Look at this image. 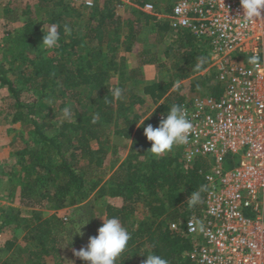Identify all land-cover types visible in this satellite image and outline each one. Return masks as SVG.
<instances>
[{
    "label": "trees",
    "instance_id": "1",
    "mask_svg": "<svg viewBox=\"0 0 264 264\" xmlns=\"http://www.w3.org/2000/svg\"><path fill=\"white\" fill-rule=\"evenodd\" d=\"M132 1L140 8L147 3ZM117 4L120 6V1L105 0L101 7L86 8L81 2L76 9L64 0H38L36 8L46 15L43 21L25 19L23 9H13L5 16L24 24L11 34L1 53L0 88L7 94L2 118L12 125H31L32 130L27 133L30 141L11 154L13 160L0 162V178L8 177L10 198L18 189L22 207L53 213L31 210L22 216L21 210L0 204V228L14 226L15 231L24 233L26 242L25 248H16L26 255L22 261L8 256L0 264H65L59 235L79 250L100 227L85 208L90 197L96 202L106 197L122 201L119 207L97 204L104 207L105 218H119L130 233L116 264H143L149 253L160 255L169 264H195L188 254L191 243L170 226L182 228L185 221L200 215L206 190L195 206L188 204V198L205 186L204 175L211 161L196 157L185 167L181 153L154 156L143 128L148 124L156 127V116H166L172 105L182 106L187 98L174 88L175 81L204 69L209 50L203 41L179 30L174 34L176 40L162 53L168 70L174 73L163 81L144 83L140 65L158 61L145 47L146 42H141L144 27L154 35L152 43L156 46L165 41L170 28L167 22L143 11H132L134 19L123 21L116 16ZM153 6L156 13L163 12ZM171 7L164 11L168 13ZM52 23L59 25L60 40L49 49L42 44L46 34L42 26ZM65 25L70 34H65ZM121 26L125 27L123 40L118 37ZM138 42L145 49L140 51L137 67H130L126 54L132 53ZM9 75L15 78L11 80ZM190 86L199 92L203 87L202 95H221L214 72L198 75ZM115 87L122 89L120 100L111 95ZM46 98L56 99L58 112L69 108L72 118L56 119L52 105L43 102ZM147 103L159 106L142 120L148 111L142 108ZM10 133L25 137L21 130ZM129 141L128 153L116 167L122 158L119 149ZM59 211L65 212L66 224ZM79 226L82 235L78 234ZM14 240L4 244L6 251L15 248ZM76 263L88 264L78 257Z\"/></svg>",
    "mask_w": 264,
    "mask_h": 264
},
{
    "label": "built area",
    "instance_id": "2",
    "mask_svg": "<svg viewBox=\"0 0 264 264\" xmlns=\"http://www.w3.org/2000/svg\"><path fill=\"white\" fill-rule=\"evenodd\" d=\"M141 9L156 13L150 3ZM242 15L239 0H174L170 13L173 28L204 42L221 89L182 104L193 129L181 160L211 161L200 215L170 226L191 243L195 264H264V14L247 28ZM253 55L259 66L248 62Z\"/></svg>",
    "mask_w": 264,
    "mask_h": 264
},
{
    "label": "rangeland",
    "instance_id": "3",
    "mask_svg": "<svg viewBox=\"0 0 264 264\" xmlns=\"http://www.w3.org/2000/svg\"><path fill=\"white\" fill-rule=\"evenodd\" d=\"M66 3L68 2L70 5H72L74 8L76 9H80L81 6V2L82 0H64ZM120 1V6H118V4L115 7L116 10V16L121 17L124 20L126 19H134V15L132 13V11H142V9L136 5L134 3V1L132 0H117ZM147 3H150L152 5H156L157 7H159L161 10H163V12H157V20H160L161 22H167L168 26L170 24V12H166L164 10H166L167 6H172L174 3V0H145ZM105 2V0H97L96 4L97 6L101 7L103 5V3ZM38 3V0H0V61H2L1 58V53L2 51L6 48V46L8 45V42L11 40V34H15L16 31H19L22 29L23 27V21H17V22H11L9 20H7V18L5 17L6 14H8V12H10L13 9H23L25 10L27 13L24 16L25 19L26 18H31V19H35L37 21H43L44 19H46V15H45V11L43 9L38 10L36 8V5ZM156 12V11H155ZM49 25L47 24H43L42 26V30L44 32H47ZM143 33V37L141 39V42L144 43L146 42V44H152L153 42V37L154 35L149 32V30L147 28L144 27ZM125 31V27L121 26L119 28V38H121V40H123V32ZM170 31L172 32V30L170 29ZM174 31V30H173ZM176 38L174 36V34L169 35L168 37H166L165 39V43L164 46L166 44H171L173 41H175ZM139 42V45L136 44L133 48L132 53L135 54V52L139 51L140 49V45H142V43ZM164 46H159L164 48ZM161 49V48H160ZM134 54H130L129 55V59H128V63L130 66H133L135 63L134 60ZM46 55V53H45ZM127 56V54H126ZM159 56L161 57V55L159 54ZM17 64V62H14L13 65L15 66ZM168 66L166 67V69H159L157 70L158 73V78L162 79V78H166L167 76H169L170 74L172 75L174 72L173 71H169L168 70ZM205 73V72H204ZM203 73V74H204ZM206 74V73H205ZM9 77L11 78V80H13L15 77L12 75H9ZM114 82V80H113ZM190 80H184L183 82H181L178 86L180 87V93L183 94L182 96L185 98H189L191 97L194 92L190 89ZM203 87L202 90L200 89V93L203 94ZM136 92H138V88L135 89ZM24 96H27V93L24 94ZM4 99H7V94L6 91L4 89L0 88V162H4L6 160H13L11 154H13L15 151L19 150L20 148H22L24 146V142L30 141V136H27V133L32 130V126L31 125H20V124H15L12 125L6 121H3L2 116L3 114V108H4ZM28 99V98H27ZM30 100V99H28ZM55 101L56 99L53 101L43 99V102L48 103L50 105H52V112H54V115L56 116V119L59 120H63L64 115L63 112H58L57 111V106H55ZM157 108V105H152L151 103H147L143 106V110H148L147 113L142 117V120L146 119L155 109ZM10 130H15L16 131H23V133L25 134V137L23 136V139L20 138V136L14 134V133H10ZM14 132V131H13ZM112 144V140L110 139V144ZM122 149H119V153L120 155H122V157L124 156V154H122ZM183 152V146L182 145H177L174 146L172 148L171 151L165 152L163 154H161L160 156H164L165 154H177V156L179 155V153L182 154ZM108 159H110V156H108ZM237 162V160H236ZM12 163H14L12 161ZM2 180H0V204L2 205H10L14 208H17L18 210H21L22 212V216H28V212H30L31 210L34 211H38V212H43L44 215H50V213L53 212H48L45 211L43 209H38L35 210L37 208H24L19 204V199H18V189L16 190V195L15 197H9L8 196V185H9V181H8V177L5 178H0ZM90 201L88 203H86L85 208L86 210H89L88 212V216L89 215H93L94 220L96 222L97 225L101 226L102 225V218H104L105 216V209L104 207L101 206H97V204H99L101 201L96 202L92 197L89 198ZM104 202V201H103ZM95 208H93V206H95ZM59 217L62 218V221L66 224L67 218L65 217V212L64 211H60L58 212ZM91 215V216H92ZM97 216V218H96ZM15 227L14 226H10L4 229L0 228V263L8 256H12L14 258H17L19 261H22L23 258H25V254L24 253H19L17 252V247L19 248H25L26 242L23 240V236L24 233H22L20 230L15 231L14 230ZM15 239V240H14ZM59 239H60V244H61V252H62V256L65 257L66 259H64L65 264H77L76 263V256L73 255V250H77V247L75 248V245L73 246L72 244H68L66 241H64L63 236L59 235ZM82 239V238H80ZM15 241V248L10 250V251H6L4 248V244L7 241ZM79 243L82 244L83 241H79L77 240Z\"/></svg>",
    "mask_w": 264,
    "mask_h": 264
},
{
    "label": "clouds",
    "instance_id": "4",
    "mask_svg": "<svg viewBox=\"0 0 264 264\" xmlns=\"http://www.w3.org/2000/svg\"><path fill=\"white\" fill-rule=\"evenodd\" d=\"M243 15L240 17V27L247 28L252 22L261 19L264 14V0H239ZM65 34H70L67 25L64 26ZM60 40L59 25L52 23L49 25L46 34L42 37V44L46 48H54ZM248 62L254 66H259L260 56L253 55L248 58ZM203 63V61H201ZM113 99L120 100L122 89L115 87L111 90ZM65 118L71 119L72 112L69 108L63 109ZM95 123V119L93 120ZM143 121L140 123L142 124ZM193 124L188 118L186 110L181 105H172L166 116H162L158 125L148 124L143 128V134L147 141L151 142L149 149L154 156L171 151L174 146L187 144L192 132ZM205 186L193 191L188 198V204L195 206L201 202V193L205 191ZM102 225L97 229V234L88 238L87 245L79 250H73V255L88 262V264H116L117 258L126 249L130 240V233L122 225L117 217L102 218ZM88 223V220L82 225ZM81 225V226H82ZM81 226L78 227V234ZM143 264H169L168 260L160 255L149 253Z\"/></svg>",
    "mask_w": 264,
    "mask_h": 264
},
{
    "label": "crops",
    "instance_id": "5",
    "mask_svg": "<svg viewBox=\"0 0 264 264\" xmlns=\"http://www.w3.org/2000/svg\"><path fill=\"white\" fill-rule=\"evenodd\" d=\"M171 9H172V7L170 8V13H171ZM152 15H158L157 13H154V14H152ZM170 21H171V18H170ZM168 24V23H167ZM169 28L172 30V32L170 31V33L168 34V36L169 35H172V34H176V33H178V31L180 30V29H176V28H173L172 26H171V22H170V24H169ZM174 30V31H173ZM139 43V42H138ZM164 43H165V41L163 42V43H161V44H159V45H155V44H147L145 47H147L149 50H152L155 54H156V56H157V59H158V61H157V63H153V64H147V65H140V70H141V72H142V77H143V81H144V83H147V82H150V83H152V82H158V81H163V80H165V78H162V79H160V78H158V73H157V70H159V69H166V66H167V64H166V60L164 59V58H162V53H163V51L165 50V47H166V45L164 46ZM139 45V44H138ZM159 46H164V48H162V47H159ZM140 47V49H139V51H137V52H135V54L134 53H129V54H127V62H128V59H129V55L130 54H134V60H135V63H134V65L133 66H130L129 65V63H128V65L130 66V67H137V65H138V63H139V54H140V51H142V49L144 48L143 46H139ZM161 48V49H160ZM145 49V48H144ZM159 54L161 55V57L159 56ZM162 63H165L166 65L164 66V67H160V65L162 64ZM209 63H210V60H209V62H208V65H206V67L204 68V69H202L201 71H198V72H196V73H193V74H191V75H188L187 77H184V79H178L177 81H175V85H174V88H179L180 89V87L178 86L181 82H183L184 80H190L191 82L190 83H192L193 81H195V79L198 77V75H200V74H203L204 72L205 73H207V72H213L211 69H209ZM191 85V84H190ZM190 89H191V86H190ZM192 90V89H191ZM200 90V89H199ZM194 93H196V94H201L198 90L197 91H195V90H192ZM179 93H180V90H179ZM180 96H182L183 94H179ZM159 105H157V107H158ZM130 144H131V141H129L128 142V144H126L124 147H122L121 149L123 150L122 151V154H124V156L122 157V155H120V153H118L119 154V156H121L122 158L119 160V162H118V164L116 165V167L120 164V162H121V160H123L125 157H126V155H127V153H128V150H129V147H130ZM112 145V144H111ZM110 145V146H111ZM111 153L112 152H110L109 153V155L108 156H111ZM109 161H110V159H109ZM116 167L115 168H113V169H111V170H109L108 171V174H107V178L113 173V171L116 169ZM103 201H104V203L106 204V205H110V206H113V207H119V206H121V203H122V201H121V199L120 198H117V199H110V198H108V197H106V198H104V199H102ZM99 201H101V200H99ZM103 201H101V203H103ZM60 212V211H59ZM50 214H52V213H50ZM104 218H105V216H104Z\"/></svg>",
    "mask_w": 264,
    "mask_h": 264
}]
</instances>
